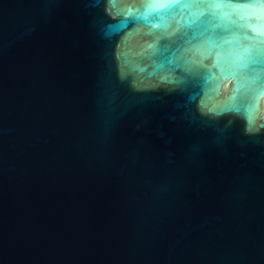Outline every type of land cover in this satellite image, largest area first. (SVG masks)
Here are the masks:
<instances>
[{"label":"water","instance_id":"1","mask_svg":"<svg viewBox=\"0 0 264 264\" xmlns=\"http://www.w3.org/2000/svg\"><path fill=\"white\" fill-rule=\"evenodd\" d=\"M0 264H264V0H0Z\"/></svg>","mask_w":264,"mask_h":264}]
</instances>
